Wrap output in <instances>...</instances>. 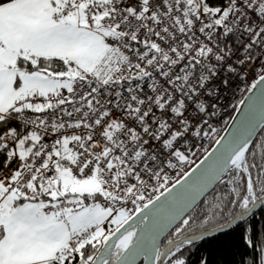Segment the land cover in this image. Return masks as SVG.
Returning <instances> with one entry per match:
<instances>
[{
	"label": "snow or ice",
	"instance_id": "6c2138e0",
	"mask_svg": "<svg viewBox=\"0 0 264 264\" xmlns=\"http://www.w3.org/2000/svg\"><path fill=\"white\" fill-rule=\"evenodd\" d=\"M237 81L264 96V0H0V264H191L237 230L264 264V105L216 127Z\"/></svg>",
	"mask_w": 264,
	"mask_h": 264
},
{
	"label": "trees",
	"instance_id": "16d2710c",
	"mask_svg": "<svg viewBox=\"0 0 264 264\" xmlns=\"http://www.w3.org/2000/svg\"><path fill=\"white\" fill-rule=\"evenodd\" d=\"M233 113H228L219 118V124L223 129L226 128ZM227 122V123H225ZM237 234L233 236H221L219 241L203 242L202 246L191 257V264H199L200 257L203 256L208 260V264H238L240 253L243 251L242 241Z\"/></svg>",
	"mask_w": 264,
	"mask_h": 264
},
{
	"label": "water",
	"instance_id": "95a60500",
	"mask_svg": "<svg viewBox=\"0 0 264 264\" xmlns=\"http://www.w3.org/2000/svg\"><path fill=\"white\" fill-rule=\"evenodd\" d=\"M262 105H264V96L261 95V89L258 86L256 90H253V93L249 96V99L245 101V104L243 106L241 105L238 106V107H241L240 112L237 113L235 110L226 128L222 132L221 136L225 135L228 132V135H226V139H229L231 138V135L233 133L238 132L239 130H242L246 126L251 127L252 125H254L256 121L259 119V111ZM230 124H233V125L231 128H228V125ZM215 147H217L216 143H214V145L209 150V152L212 151V149ZM200 160L196 164H198ZM196 164L192 168H195ZM192 168L188 172H190ZM184 175L180 179H183ZM169 227L170 225L163 227L160 230V235L163 236L168 231Z\"/></svg>",
	"mask_w": 264,
	"mask_h": 264
},
{
	"label": "built area",
	"instance_id": "2783aa9c",
	"mask_svg": "<svg viewBox=\"0 0 264 264\" xmlns=\"http://www.w3.org/2000/svg\"><path fill=\"white\" fill-rule=\"evenodd\" d=\"M250 83V81H249ZM243 84L239 81L235 82L234 84V89H235V92L234 94L232 93H229V96H230V99L228 101H226V103L228 104H237V106H239L238 104V101L242 98V96L244 95H247L248 92L244 91V92H241L240 89L243 88ZM235 112V109L232 108V107H228L226 108L225 112H223L221 114V116L223 115H226L228 113H234ZM220 116V117H221ZM216 127L218 129H220V135L222 134V132L224 131L223 127L221 124L217 123L216 124ZM215 141L213 140L212 142H209L207 140L205 141H202V144H203V147L206 148L208 151L212 148V146L214 145ZM204 155H206V153H204L202 150L201 152L194 158L195 162L192 164V165H189L187 167H185L183 169V172H181V170L179 168H177L175 170V172L172 174V179L173 181L177 180V179H180L185 173H187L200 159H202L204 157Z\"/></svg>",
	"mask_w": 264,
	"mask_h": 264
}]
</instances>
